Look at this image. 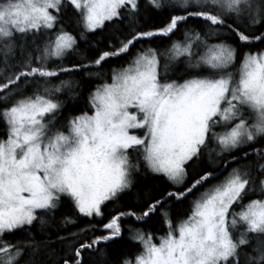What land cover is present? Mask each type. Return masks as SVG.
Listing matches in <instances>:
<instances>
[{
    "label": "snow or ice",
    "instance_id": "6c2138e0",
    "mask_svg": "<svg viewBox=\"0 0 264 264\" xmlns=\"http://www.w3.org/2000/svg\"><path fill=\"white\" fill-rule=\"evenodd\" d=\"M257 25L264 0H0V264H264V48L241 51ZM142 168L172 190L106 214ZM78 217L101 227L59 234ZM154 218L162 234L137 227ZM125 231L137 250L113 262Z\"/></svg>",
    "mask_w": 264,
    "mask_h": 264
},
{
    "label": "trees",
    "instance_id": "16d2710c",
    "mask_svg": "<svg viewBox=\"0 0 264 264\" xmlns=\"http://www.w3.org/2000/svg\"><path fill=\"white\" fill-rule=\"evenodd\" d=\"M145 0H142V3H144ZM167 20V13H156V12H150L145 11L140 23L142 25H145L147 27H159L162 26L163 23H165ZM74 25L69 30L74 29ZM119 27V26H117ZM80 29H76L73 31V34L76 35ZM115 31V28H109L107 32L99 31L95 34L89 33L87 40H80V49L81 52L88 53V50L92 48L93 45H97L99 43V46H103L105 40L108 39L110 34H112ZM250 31L256 33L257 35L264 33V28L257 25L255 28L251 29ZM179 37H173V39H177ZM169 41L165 38L164 40H157L155 44H153V47L159 46L163 48L165 45H167ZM261 48H264V44H261L259 42H256L255 49H249L247 47L241 48V51H249V50H259ZM90 54V53H88ZM81 57L78 55H73L72 57L68 58L65 63L66 64H72L75 61L79 60ZM124 61L117 60L114 62L112 66H116L118 64H122ZM107 71V69H106ZM79 79L80 77H76ZM94 87V82H89L87 79H85L84 84L82 86L81 95L76 97L75 99L69 100L66 105V110L64 115L67 116L69 113H74L75 109H84L85 103H86V97L88 95V91ZM3 134V129L0 127V135ZM165 189L172 190L169 187V182L167 181V178L163 177L162 174H156L148 171L145 168H142L138 176L136 177V183L134 189L129 192L127 195L123 197L122 200H120L116 204H109L106 208V214L112 213L115 214L117 210H132L137 209L139 206H141L144 202V200L148 199L150 196L158 195L160 192L164 191ZM189 211V204L186 202L182 205H177L173 208L174 215L178 217H183L186 215V213ZM63 215H75V213L72 210L71 204L66 203L58 212L57 214V221L59 222L60 218ZM110 218V217H109ZM99 218H97L98 220ZM100 228L101 225L97 224L95 221L90 220V218L86 217H78L77 222L75 225H69L67 228H61L59 229V234L66 236L69 233L72 232H82L84 229H91L92 227ZM125 228L130 227V224L127 220L123 222V225ZM137 227L144 228L148 231H152L154 233H161L163 225L159 222L158 219L154 218L153 220L144 223V224H138ZM35 234V233H34ZM90 234V233H89ZM97 234H99L97 232ZM50 238L53 241L52 247L56 250V253H59L62 255L61 245L56 240L57 231L53 230L50 232ZM83 235V233H82ZM10 240H15L18 238H21L20 234H17L16 236H9ZM137 250V245L133 241L129 239V234L127 231H125L124 240L120 244L111 245L108 249L109 252V258L115 262L118 260L124 253H135ZM49 257L51 259H49ZM47 264H52V260L59 259L58 255H55L52 252H49L47 254V257H44Z\"/></svg>",
    "mask_w": 264,
    "mask_h": 264
}]
</instances>
